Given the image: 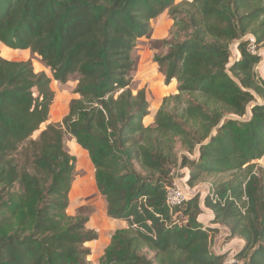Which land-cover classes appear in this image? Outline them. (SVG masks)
Returning <instances> with one entry per match:
<instances>
[{
	"label": "trees",
	"instance_id": "1",
	"mask_svg": "<svg viewBox=\"0 0 264 264\" xmlns=\"http://www.w3.org/2000/svg\"><path fill=\"white\" fill-rule=\"evenodd\" d=\"M164 12L169 34L153 38ZM247 34L263 39L264 0H0V42L51 71L0 54V264H92V209L68 214L79 179L66 135L86 150L106 215L127 223L99 264H223L226 255L210 250L214 229L199 221L203 208L243 240L235 264H264V78ZM140 38L162 49L153 61L164 83L177 82L151 125L145 88L134 85ZM52 79L74 80L77 97L33 139L49 117ZM177 165L189 186L216 180L202 203L196 193L173 217L165 186Z\"/></svg>",
	"mask_w": 264,
	"mask_h": 264
},
{
	"label": "rangeland",
	"instance_id": "2",
	"mask_svg": "<svg viewBox=\"0 0 264 264\" xmlns=\"http://www.w3.org/2000/svg\"><path fill=\"white\" fill-rule=\"evenodd\" d=\"M181 1V0H176ZM173 20L172 18L168 15L167 12L162 13L160 16H158L157 18H155L152 21V27H153V32H152V37L153 38H163V37H167L169 34V31L171 29ZM264 35V34H263ZM260 45V49H261V59L262 62L259 61L254 69L256 71V74L258 77L260 78H264V37L263 39L259 42ZM162 49H151L149 46V42L148 39L146 38H140L137 45H136V49L134 51V55L137 57V67L136 70L134 72V85L137 88L140 87H144L145 88V92H147L146 94V98L148 100L149 106L153 103V97L154 95H156V91L159 90L158 88H160L161 86H163L164 83V75L162 73H160V71L158 70V66H156V71L152 72L151 69H147V65L150 64H154L155 62L153 61V54L155 52H160ZM0 54L3 57H6L8 59L11 60H28L30 59L33 65V68L36 72L38 71H44L49 77H51V71L49 68L45 67L44 65H42V63L39 61V58L37 56H32L30 54V52L28 50H21V49H10L8 47H6L5 45H3L0 42ZM239 56L238 54V50L237 47H235V44H231L230 45V58L236 59ZM144 62L143 66H140V64ZM156 72L160 78L159 80V84L155 78L156 76ZM176 81V80H175ZM145 84V86H144ZM161 84V86H160ZM75 86V81L74 80H69L64 84H61L55 80H51V88L54 91V99L51 105V111H53V113L55 115H58V113H63L64 109L65 111H67L68 109V102L72 97H77V96H73V88ZM162 88V87H161ZM147 90V91H146ZM177 92V82H176V91L174 93ZM155 93V94H154ZM154 94V95H152ZM173 94V93H170ZM168 94V95H170ZM167 96V95H166ZM60 121V120H59ZM52 123V122H49ZM47 123H43L40 128L35 131L32 135V138H36L40 132L41 129H43L45 127ZM74 140L71 139V137H69L68 135L65 136V144L67 149L69 150L70 153L72 154H76L79 158V161H77L76 159V169L78 170V175L77 176H82V179L78 182H76L73 186L74 189H78V187L81 185V183L85 184L84 188L89 189L92 186L93 183V179L92 176L89 175L88 173L86 174V172L83 170L78 169V163L80 165V167L82 168V164L80 163V155H81V149L77 150L76 145H74ZM79 148V146H77ZM176 153H177V164L181 163L182 160V156L184 154V150L177 145L176 146ZM87 157V154H86ZM85 158H82V160H84ZM88 159V157H87ZM264 158L260 159L258 162L259 163H263ZM84 166V165H83ZM178 166V165H177ZM186 167H188V165L186 164ZM189 168V167H188ZM185 169V168H183ZM76 176V177H77ZM75 177V178H76ZM78 179V178H77ZM216 180V177H212V176H208V175H203L194 185H191L194 187L195 192L200 194L201 200L200 203H202L203 198L206 196V194H208L209 190L212 188V184H214V181ZM95 183V182H94ZM78 194V193H76ZM75 194V196L73 197L74 200H70V204L68 207V214L73 215L75 212V208L79 205V204H87L91 207L92 212H97V215H101L100 211H99V206L101 205V201L104 199L103 196H97L96 193L92 194L91 192L88 193L86 196H77ZM105 201V199H104ZM102 206V205H101ZM208 209V208H207ZM204 210L206 213H210L211 212L208 210L207 211ZM92 212L90 214H92ZM179 215H181L179 213ZM108 216L106 214H102V217H95L97 219L95 225L99 228L102 229V231L107 230L109 226V230L112 231L114 229V226L111 222H113L111 220V218H107ZM117 220V219H116ZM88 225H90V223H88ZM98 233V232H97ZM215 233H213V238L211 241V248L210 250L212 252H219L218 246L222 245L224 243V241L226 240L224 234L219 236V239L217 238L214 239ZM96 244L95 241H93L91 243V247H94V245ZM223 254L227 255V252H222ZM96 258V255L93 253L90 258ZM99 264V262H98Z\"/></svg>",
	"mask_w": 264,
	"mask_h": 264
},
{
	"label": "crops",
	"instance_id": "3",
	"mask_svg": "<svg viewBox=\"0 0 264 264\" xmlns=\"http://www.w3.org/2000/svg\"><path fill=\"white\" fill-rule=\"evenodd\" d=\"M143 65H144V62H142L140 64V66H143ZM156 66H157V64L154 63L153 65L150 64V65H147L146 67H147V69H151L152 72H155L156 71L155 70ZM155 78H156V80H157V82L159 84L160 78H159L157 72H156ZM144 86H145V84H144ZM160 86H161V84H160ZM161 87L158 88L159 90H157L155 92L156 95H154L155 93L152 94V95H154L153 101H152L153 103L149 106L148 114L143 119V122H144L145 125L153 124L155 113H156L158 107L161 104L162 98L164 96H166V95H168L170 93H174L176 91V81H175V79H172L168 84H164ZM146 94H147V92H146ZM73 96H77V94H73ZM65 113H66V111L64 109L63 113H58V115H55L53 113V111H51V108H50L49 117H48V120L45 123L58 122L59 120H61L62 116ZM71 139L74 140L73 138H71ZM74 142H75V140H74ZM74 145H76L77 150L81 149L80 163L82 164V168L80 167V165L78 163V169H80V170L83 169L86 172V174L88 173L89 175H91L94 178V168H93V165H92V163H91V161H90V159L88 157V154H87L86 150L82 149L77 143H74ZM77 146H79V148ZM86 154H87L88 159L86 157ZM72 155H74L76 157L77 161H79V158H78V156L76 154H72ZM82 158H85V159L82 160ZM82 176H77L75 178L74 182L77 180V178L79 179L77 181H80L81 180L80 178H82ZM84 186H85V184L81 183V185L78 187V189L72 188V191L70 193L71 200H74L73 197L75 196L76 193H78V194H76L77 196H86L90 192L92 194L96 193L97 196H101V194L96 190V186H95L94 180H93L92 186L89 189L84 188ZM101 205L99 206V208H100L99 211H100L101 215L100 216L97 215L96 214L97 212L94 211V212H92V214H90L89 220L87 222V226L88 227L93 228V229H95L98 232V238L96 240H93V241L96 242L94 247H91V243L93 241L86 242V244H85L87 247L90 248V254L88 255L87 259L92 264H98L99 258L101 257L104 248L108 245V243L110 241L111 234L116 229L125 228L127 226V223L125 221H123V220L111 219L113 221L111 223L113 224L114 229L112 231H110L109 230V226H107L108 229L101 232L102 229H99L95 225V223L97 221V219L95 217H102L103 213L106 214V202L104 201V199L101 201ZM206 209L207 208H203V210H202V212H201V214L199 216V221L203 224L204 227H211V228L214 229V231L213 230L211 231V237L212 238H213V233H215L214 239H216V240H217V238L219 239V236H221L223 234H224V236L226 238L224 243L221 246L220 245L218 246L219 252L215 251L214 253L218 254V253H222V252H227L228 255L229 254H235L237 251H239L242 248L243 243H244L243 240L241 238H238V237H227L226 236L227 232L225 231L224 227L219 225L218 223H214V220H213L214 216H213L212 211L207 209V211L209 210L211 212V214L208 213V212L206 213L204 211ZM88 223H90V225H88ZM93 253L96 255V258H93V257L90 258V256Z\"/></svg>",
	"mask_w": 264,
	"mask_h": 264
},
{
	"label": "built area",
	"instance_id": "4",
	"mask_svg": "<svg viewBox=\"0 0 264 264\" xmlns=\"http://www.w3.org/2000/svg\"><path fill=\"white\" fill-rule=\"evenodd\" d=\"M246 41V48L247 50L254 54L260 56L261 59V49L259 43H257L256 38L251 35L247 34L242 38ZM235 47H237V43ZM258 61V62H259ZM168 183L165 186V203L169 208L170 212L173 213V217H177L179 212L175 211L178 207H181L182 204L193 195L196 194L195 189L193 186H189L187 184V171L182 167L175 166L172 167L168 173ZM212 201H221L218 196L212 195ZM177 223H181L179 220H176ZM237 259L234 257V254H227L224 258L223 264H235L237 263Z\"/></svg>",
	"mask_w": 264,
	"mask_h": 264
}]
</instances>
